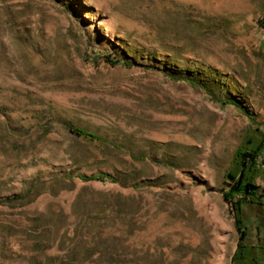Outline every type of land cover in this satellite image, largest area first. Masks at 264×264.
<instances>
[{"label":"rangeland","instance_id":"1","mask_svg":"<svg viewBox=\"0 0 264 264\" xmlns=\"http://www.w3.org/2000/svg\"><path fill=\"white\" fill-rule=\"evenodd\" d=\"M263 154L264 0H0V264H264Z\"/></svg>","mask_w":264,"mask_h":264},{"label":"trees","instance_id":"2","mask_svg":"<svg viewBox=\"0 0 264 264\" xmlns=\"http://www.w3.org/2000/svg\"><path fill=\"white\" fill-rule=\"evenodd\" d=\"M113 63H116L117 61H112ZM71 130L75 132V134L83 136L85 138H89L90 140H96L100 141L99 137L95 135L93 132L87 131L82 128H77L70 126ZM238 155L241 156L240 162L242 169L245 167V162L248 163L249 167L247 168L248 172H253L255 170L254 166L256 163L253 161V154L248 153V152H243L239 153ZM248 160V162L246 161ZM244 168V169H245ZM245 172L242 170V173L239 174L236 179H234L233 186L231 187L230 190L226 193L225 197L226 199L230 200L232 198H235L236 204L238 205L236 208V215H237V222L239 224V237L236 245V249L239 253H241V256L236 258L235 256L233 257L234 262L237 260L243 261L245 263L248 262V256L243 255L244 250H252V249H259V250H264V247L262 246H255L254 244L248 243V237H247V226H246V221L243 215V206L244 205H255V206H262V202L256 196L255 191H254V185L250 181V178H246ZM110 178V176H107ZM112 178V177H111ZM85 179H99V177L96 176H88L85 177ZM113 181V180H112ZM257 232L259 233L260 230L259 228L256 229ZM253 264H256L253 262Z\"/></svg>","mask_w":264,"mask_h":264},{"label":"water","instance_id":"3","mask_svg":"<svg viewBox=\"0 0 264 264\" xmlns=\"http://www.w3.org/2000/svg\"><path fill=\"white\" fill-rule=\"evenodd\" d=\"M263 159H264V154H263V156H262V164L264 165Z\"/></svg>","mask_w":264,"mask_h":264}]
</instances>
